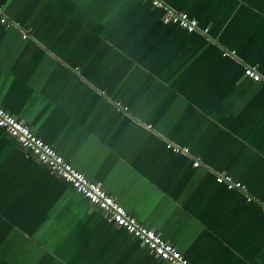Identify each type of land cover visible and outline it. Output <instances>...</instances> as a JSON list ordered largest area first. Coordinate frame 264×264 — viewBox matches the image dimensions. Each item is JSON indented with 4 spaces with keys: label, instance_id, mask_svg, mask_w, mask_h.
Listing matches in <instances>:
<instances>
[{
    "label": "crops",
    "instance_id": "crops-1",
    "mask_svg": "<svg viewBox=\"0 0 264 264\" xmlns=\"http://www.w3.org/2000/svg\"><path fill=\"white\" fill-rule=\"evenodd\" d=\"M161 1L200 30L146 0H0V106L192 264H264V0ZM0 264L165 263L0 128Z\"/></svg>",
    "mask_w": 264,
    "mask_h": 264
},
{
    "label": "built area",
    "instance_id": "built-area-1",
    "mask_svg": "<svg viewBox=\"0 0 264 264\" xmlns=\"http://www.w3.org/2000/svg\"><path fill=\"white\" fill-rule=\"evenodd\" d=\"M146 1L163 9V22L176 24L187 32L200 30L198 20L187 12L171 8L161 0ZM0 14V21L6 26L20 28L18 23L7 19L1 10ZM202 32L206 33L207 28L202 29ZM21 35L23 38L29 37L28 30L21 29ZM224 53L233 55L234 51H224ZM244 75L253 81H260L262 79L255 65H244ZM146 127L151 128V125L147 124ZM0 128L9 136L15 138L27 154L33 156L39 162L44 163L53 174L63 178L76 192L81 193L92 205L102 210L110 223L125 229L126 232L137 238L151 253L157 255L165 264H192L173 243L164 239L155 230L146 226L134 215L129 213L105 188L91 181L84 172L66 160L55 147L38 137L27 124L17 119L2 106H0ZM165 147L175 154L189 155V148L186 146H180L166 140ZM198 165H200V161L195 159L193 166ZM216 179L219 182L226 183L229 188L246 191L240 182L232 180L224 172L217 173ZM246 197L248 200L252 199L247 193ZM261 210L264 213V205H261Z\"/></svg>",
    "mask_w": 264,
    "mask_h": 264
}]
</instances>
